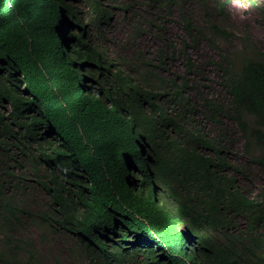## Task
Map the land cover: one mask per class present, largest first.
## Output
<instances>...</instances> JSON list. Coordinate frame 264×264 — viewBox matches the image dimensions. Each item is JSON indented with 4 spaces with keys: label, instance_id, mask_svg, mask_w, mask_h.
Instances as JSON below:
<instances>
[{
    "label": "trees",
    "instance_id": "trees-1",
    "mask_svg": "<svg viewBox=\"0 0 264 264\" xmlns=\"http://www.w3.org/2000/svg\"><path fill=\"white\" fill-rule=\"evenodd\" d=\"M199 1L205 23L181 14L184 74L148 89L89 44L70 0H0V264H42L29 228L85 264H264V188L250 197L240 186L248 172L224 123L264 168V50L247 32L212 62L228 98H203L221 126L211 138L191 91L203 64L189 49L200 35L235 38L220 21L232 0ZM105 2L86 4L98 27L111 18ZM249 2L264 23L260 0Z\"/></svg>",
    "mask_w": 264,
    "mask_h": 264
},
{
    "label": "rangeland",
    "instance_id": "rangeland-1",
    "mask_svg": "<svg viewBox=\"0 0 264 264\" xmlns=\"http://www.w3.org/2000/svg\"><path fill=\"white\" fill-rule=\"evenodd\" d=\"M87 1L70 0L69 4L82 15L83 21L87 24L86 28L90 31V36L86 35L89 38L87 39L89 44L105 50L109 59L117 65V69L130 75L148 89H157L159 80L171 77L174 73L184 74L185 60L180 57L179 51L183 48V41L188 38V35L181 14L185 10L194 21L205 23L203 3L199 0H182L183 2H176V5L167 6V4L160 9L154 8L149 0H106L111 18L109 22L98 27L94 20L95 13L90 6L86 5ZM260 2L264 6V0ZM228 12V17L220 21L235 35L232 41L225 42L217 39L216 43L211 45L205 39V35H200L196 44L191 41L189 49L194 61L203 64V67L200 66L201 68L198 69L201 75L197 76L196 83L191 85V91H193V99L199 105L198 119L201 127L211 138L219 136L221 126L213 123L211 118L205 115L203 98L208 97L221 102H226L228 98L227 93L221 87L220 78L212 62L220 54V50H232L238 46V38L247 32L264 50V23L258 10L251 5L249 0H232L228 6ZM159 14L160 19H156L155 16ZM62 28H64L63 25L60 29ZM161 49L168 50V53L161 54ZM96 73L94 70L92 74L96 76ZM88 86L89 92L93 87H97L96 84H88ZM97 94L102 97L104 103L109 105L102 93ZM224 123L230 129L229 136L225 139L233 143L238 152V155L233 156L232 159L248 172L247 177L241 173L238 174L240 186L250 197H258L264 188V168L246 162L243 153L239 152L242 137L237 126L226 119ZM28 185L35 186L32 181L28 182ZM157 189L156 193L159 195ZM169 192L170 189L166 188L164 196L177 209L178 205ZM186 226L184 222L183 227ZM27 234L35 248L39 250L42 264H85L82 258L70 257L62 243L57 241L56 236L47 229L29 228ZM65 242L67 243L68 239Z\"/></svg>",
    "mask_w": 264,
    "mask_h": 264
}]
</instances>
